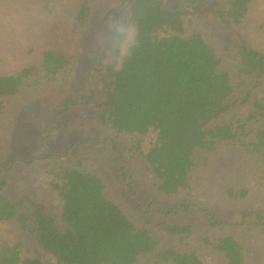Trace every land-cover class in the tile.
Returning <instances> with one entry per match:
<instances>
[{"label": "trees", "instance_id": "trees-1", "mask_svg": "<svg viewBox=\"0 0 264 264\" xmlns=\"http://www.w3.org/2000/svg\"><path fill=\"white\" fill-rule=\"evenodd\" d=\"M105 1L0 0V15L15 11L22 22L31 14L53 16L57 24L68 18L77 35L90 29ZM167 1L122 3L127 15L115 19L98 53L100 106L90 121L107 134L87 140L79 154L59 155L44 144L62 129L57 118L74 109L66 100L77 45L30 39L25 54L31 61L0 75V264H204L206 252L223 264H264V42L246 34L244 42L222 43L219 51L189 10L197 0H178L179 9ZM216 1L209 14L242 30L254 0ZM259 30L264 39V22ZM34 98L44 100L52 128L39 138L36 154L1 169L17 117ZM106 155L118 177L112 185L94 166ZM14 169L44 184L47 200L30 193L23 179L6 196ZM144 172L152 175L156 210L149 204L139 218L118 196H135V178ZM211 179L239 209L237 221L206 209L189 219L195 205L187 200L164 212L165 199L205 196ZM153 225L178 245L160 250ZM250 237L261 240L257 259Z\"/></svg>", "mask_w": 264, "mask_h": 264}, {"label": "rangeland", "instance_id": "rangeland-1", "mask_svg": "<svg viewBox=\"0 0 264 264\" xmlns=\"http://www.w3.org/2000/svg\"><path fill=\"white\" fill-rule=\"evenodd\" d=\"M129 0H106L97 11V16L91 23L90 29L83 33L73 35L70 32L68 18L61 24L55 23L53 16L31 14L28 21L22 22L19 19L20 13L15 11L9 14L0 15L4 18V24L0 25V75L8 74L18 70L31 61V57L25 54L26 46L30 39L34 43H50L53 46L63 45L66 41L74 42L77 45L78 68L72 81L71 95L66 100L74 105V109L65 113L57 119L62 124V129L54 132L51 138L47 139L45 147L56 154L64 155L67 151L70 155L79 154L82 150L81 145L87 140L96 137L105 136L107 133L102 128L90 123L95 112L100 106L99 102V68L98 53L104 49L107 42L108 32L112 30L115 19L120 15H127L126 5ZM171 8L179 9L181 4L178 0H168ZM218 3L216 0H197V4L189 7L195 18L203 25L213 43L221 51L222 43H231L233 41L244 42L243 36L248 34L249 39L253 36L259 37V44L264 42L259 34V25L264 22V0H254L249 16L242 30L233 29L220 23L213 15L209 14L216 10ZM115 9V11H114ZM65 15L64 11L59 10ZM19 20V23H18ZM134 31H129V36L125 40L121 52L125 54L128 44L132 41ZM3 47L4 50H3ZM228 57H225V61ZM248 108L240 109V113L246 114ZM231 114L222 119L228 118ZM53 125L51 115L47 113L44 100L34 98L28 101L17 117L12 135H11V153L7 164L2 165L1 169L9 166L12 161L25 160L29 156L37 153L39 149V138L50 131ZM127 140H124L126 142ZM110 155L100 157L95 161V170L107 178L109 184L116 183L118 177L113 174L110 163ZM10 186L4 191L6 196H12L14 182L17 179L26 181L27 189L34 196L43 201L49 197V191L39 180L32 178L29 173L22 169H14L10 174ZM152 175L144 172L141 176L135 178L134 192L135 196L121 191L118 196L119 204L128 212L139 217L146 212L150 205L155 211V204L151 203L155 198L151 190ZM216 182L211 179L206 188L207 194L199 196L178 195L172 199H165L163 202L164 212L170 213L177 208L179 203L188 201L195 206L191 208L187 218L194 219L196 212L200 209L210 210L212 213L227 223L238 220V208H235L227 199L221 198L215 190ZM150 204V205H149ZM197 212V213H198ZM172 218V217H170ZM173 219L182 220L177 217ZM151 231L158 238L160 250L168 246L178 245L177 241L169 234L159 228L157 225L151 227ZM250 244L255 258L259 256L261 240L251 238ZM204 264H223L220 258L214 257L208 252L204 256Z\"/></svg>", "mask_w": 264, "mask_h": 264}]
</instances>
